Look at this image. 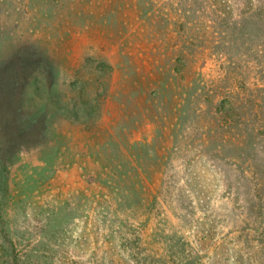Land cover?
<instances>
[{
    "label": "rangeland",
    "instance_id": "1",
    "mask_svg": "<svg viewBox=\"0 0 264 264\" xmlns=\"http://www.w3.org/2000/svg\"><path fill=\"white\" fill-rule=\"evenodd\" d=\"M10 110L0 264H264V0H0Z\"/></svg>",
    "mask_w": 264,
    "mask_h": 264
},
{
    "label": "trees",
    "instance_id": "2",
    "mask_svg": "<svg viewBox=\"0 0 264 264\" xmlns=\"http://www.w3.org/2000/svg\"><path fill=\"white\" fill-rule=\"evenodd\" d=\"M10 86H7V88H9ZM10 109V108H9ZM14 110H10L9 113L5 114L3 113L2 115H0V137H2L3 133L10 135V136H17L15 133H21V134H27V130H25V128L20 124L21 119L19 116H17V113ZM7 124H14L12 125L10 128H8ZM31 125V124H30ZM32 128V127H31ZM16 139L15 138H10L6 141L0 140V159H2L3 155L4 158L7 154L10 153V155L15 154V148L19 147L20 142H15ZM135 165L136 168L135 172H134V177L131 178L132 179V184L129 185H124L122 187L118 186H112L114 189L118 188L117 192L118 195L120 196V199L123 200V198L127 201V202H131V203H138L141 202L142 198L141 197V192H143V187H142V183L143 181L141 180V175L140 173L143 171V166L142 163L138 162ZM123 179L126 181V176L123 177ZM124 201V200H123Z\"/></svg>",
    "mask_w": 264,
    "mask_h": 264
}]
</instances>
